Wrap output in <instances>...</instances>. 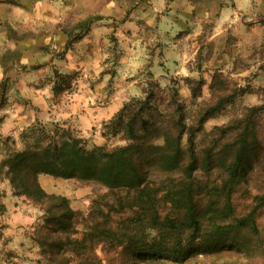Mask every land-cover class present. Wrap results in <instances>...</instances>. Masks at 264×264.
<instances>
[{
    "label": "trees",
    "instance_id": "1",
    "mask_svg": "<svg viewBox=\"0 0 264 264\" xmlns=\"http://www.w3.org/2000/svg\"><path fill=\"white\" fill-rule=\"evenodd\" d=\"M100 18L89 16L71 29L86 34ZM7 36L22 39L27 33L7 26ZM70 46L68 41L65 49ZM20 58L16 48L0 52L4 72ZM56 74L62 81L54 83L55 97L71 85L69 75ZM183 79L191 97L201 98L204 79ZM209 92L188 109L176 87L160 85L149 71L143 95L125 101L102 124L103 135L119 136L121 144L89 148L67 122L53 120L48 126L39 119L22 135L23 149L11 136L3 139L0 172L5 168L13 195L43 211L32 235L42 264H108L97 254L99 246H121L125 260L145 264H190L198 254L219 260L264 250V229L256 219L264 205V102L239 103L246 87L230 83L221 71L211 74ZM228 106H236V115L208 129V119ZM42 174L95 183L107 192L92 199L85 215L66 195L47 191ZM254 175H262L255 203L239 214L234 197L243 186L249 192ZM116 214L123 216L116 220Z\"/></svg>",
    "mask_w": 264,
    "mask_h": 264
},
{
    "label": "rangeland",
    "instance_id": "2",
    "mask_svg": "<svg viewBox=\"0 0 264 264\" xmlns=\"http://www.w3.org/2000/svg\"><path fill=\"white\" fill-rule=\"evenodd\" d=\"M76 1L79 0H13L9 9L0 4V52L11 46L17 48L19 44L22 52H26L24 61L15 63L18 64L16 75H5V87L11 81L32 83L43 90L41 94L52 108L69 100V95L79 89L85 92L101 83L112 87L120 83V79L124 82L134 78L137 87L127 101L143 95L150 71L160 85L176 87L181 101L188 109H193L199 101L210 97L211 74L221 71L230 83L246 87L245 94L238 98L239 103L261 105L264 102V0H81L85 6L113 8L112 19L103 20L92 34L71 29L76 24L71 23L76 11L69 10L65 14V5ZM5 15L9 20L2 18ZM49 18L53 19L51 26L46 22ZM7 26L27 36L5 38ZM66 30H71V34L65 33ZM49 34H52L51 40L46 42ZM68 41L71 46L66 50ZM56 73L71 77L70 87L57 97L53 95V86L62 81V77ZM184 77L204 79L201 98L191 97ZM0 100L7 103L5 95ZM236 113V106H228L210 117L206 126L211 129L223 124ZM41 122L50 126L52 120L46 118ZM262 124L264 139V109ZM27 132L29 126L17 132V149L25 147L27 139L22 135ZM101 136V144L112 146L124 142L119 136L107 138L103 133ZM84 138L89 148L98 144L92 135ZM41 177L48 191L66 195L71 205L85 215L90 211L92 199L107 192L95 183L82 184L48 174ZM261 180L262 175H254L249 192L243 186L235 195L237 213L244 214L254 205L253 197L258 193L257 185ZM34 207L39 220L33 232L43 222V211L38 205ZM122 216L116 214L115 219ZM256 219L264 229V205L258 209ZM78 229L82 232L83 226L79 225ZM122 249L121 246H99L96 252L108 264H124L127 259ZM40 258L43 260L42 256ZM127 261L128 264H145L137 259ZM189 261L190 264H227V261L264 264V250L219 260L198 254Z\"/></svg>",
    "mask_w": 264,
    "mask_h": 264
},
{
    "label": "crops",
    "instance_id": "3",
    "mask_svg": "<svg viewBox=\"0 0 264 264\" xmlns=\"http://www.w3.org/2000/svg\"><path fill=\"white\" fill-rule=\"evenodd\" d=\"M12 1L0 0V4L8 6L4 8L9 9ZM69 10L76 11L71 23H78L91 15L101 16L100 19L90 24L87 33L91 34L103 20L112 19L113 16L111 6H104L100 9L95 5L85 6L81 0L65 5V14ZM2 18L9 20L7 15ZM52 20L49 18L46 21L47 24L53 25ZM7 37L5 35V38ZM51 37L52 34L47 35L46 42H49ZM14 48L16 47L11 46V49ZM16 49H21L20 63H22L26 52H22L20 44ZM16 70H18V64H14L7 72H4L0 65V97L2 95L7 97L6 104L1 103L0 100V162L5 153L3 139L7 136L16 139L17 132L33 124L36 119L65 121L83 136L92 135L97 138L100 144L99 139L103 138L101 136L103 122L116 114L137 87L134 78L124 80V82L120 79V83L112 87L106 83L93 85L85 92L79 89L69 95V100L53 105L52 109L46 102V97L42 96L43 93L41 94L43 90L32 83L11 81L10 85L5 87V75L13 77L16 75ZM41 176L39 180L44 187ZM45 181L49 182L48 179ZM45 189L48 191L47 188ZM38 216L34 205L25 196L13 195L4 168L3 172H0V264H42L38 246L32 238L34 225L37 219L39 220Z\"/></svg>",
    "mask_w": 264,
    "mask_h": 264
}]
</instances>
